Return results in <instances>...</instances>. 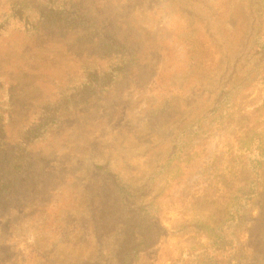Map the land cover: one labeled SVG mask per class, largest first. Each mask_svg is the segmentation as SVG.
Segmentation results:
<instances>
[{"label":"rangeland","instance_id":"rangeland-1","mask_svg":"<svg viewBox=\"0 0 264 264\" xmlns=\"http://www.w3.org/2000/svg\"><path fill=\"white\" fill-rule=\"evenodd\" d=\"M102 32L127 47L92 92L95 78L76 74ZM263 45L264 0H0V77L15 83V110L73 115L1 176L0 264H172L198 249L206 239L188 221L219 211L223 191L201 183L240 173L221 180L200 156L170 182L177 136L264 65ZM240 229L245 259L230 264H264V190Z\"/></svg>","mask_w":264,"mask_h":264},{"label":"trees","instance_id":"trees-1","mask_svg":"<svg viewBox=\"0 0 264 264\" xmlns=\"http://www.w3.org/2000/svg\"><path fill=\"white\" fill-rule=\"evenodd\" d=\"M71 24L75 25V20ZM33 27L34 23L31 29ZM113 36L106 32L99 34L101 38L97 56L94 57L96 59L78 68L79 73L76 75L78 78H83L81 81L95 78L96 89L91 87L92 92H96L100 86L98 79L102 80L108 70L111 71L112 67L122 62L117 53H120L122 47L125 48V42L120 41L119 44ZM262 47L264 48V45ZM127 50L132 53L130 46ZM100 58L107 62L101 61ZM244 74L247 75L243 77L240 87L237 89L228 88L234 86L222 88L225 91L220 92L219 97L213 103L214 107L205 110L191 122L184 133L177 136V139L181 138L178 141L180 144H177L174 150H178L179 153L175 159V171H171L170 182L184 176L185 173L181 172L185 171L186 165L183 163L193 161L200 156L205 157L203 160L207 162L205 173H222L217 177L221 180L224 179L225 173L240 174L236 179L233 178V182L229 185L221 181L217 182L215 177L207 175L201 187L208 191L214 186H220L223 191L217 200L221 208L203 219L188 221L189 224L193 223L191 229L205 237L206 241L194 252H187L186 256L172 264L179 261L178 264H230L235 259H245L244 245L239 236L240 228L245 221L248 222L251 211L264 190L262 177L264 173V65H254ZM7 84V80L0 77V106H3L0 107V179L1 176L10 173L8 170L12 160L17 165L25 164L27 145L52 138L61 130V123L66 119L73 120V115L66 117L69 114L61 110L59 106H49L46 109L18 114L14 108L19 102L17 88L14 83L13 87L6 89L4 87ZM253 89L258 90V94L261 95L260 102L245 103L246 94L244 93ZM82 96L84 94L81 93L79 96L74 95L70 103H73L75 98L76 102L80 103ZM253 114L256 115L250 121ZM210 140H214L211 154L203 149L207 148ZM234 154L239 158L237 162ZM211 157H213L212 161ZM232 157L235 164L229 163ZM207 194L208 192H205L203 196ZM154 219L155 223L160 226L158 216ZM147 227L150 225L145 224L144 220L138 223V230L144 235V228ZM160 228L164 229V227ZM131 256L128 251V257Z\"/></svg>","mask_w":264,"mask_h":264}]
</instances>
